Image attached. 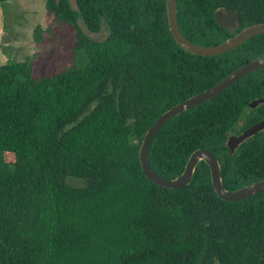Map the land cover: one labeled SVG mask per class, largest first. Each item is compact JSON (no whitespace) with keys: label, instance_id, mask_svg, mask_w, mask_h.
<instances>
[{"label":"trees","instance_id":"trees-1","mask_svg":"<svg viewBox=\"0 0 264 264\" xmlns=\"http://www.w3.org/2000/svg\"><path fill=\"white\" fill-rule=\"evenodd\" d=\"M16 1L0 0L5 14ZM75 1L77 10L47 0L76 31L73 66L47 76L36 59L0 66V264H264V193L220 199L205 163L188 188L166 189L140 162L157 119L264 56V35L201 57L177 43L167 0ZM177 3L182 32L202 46L234 36L216 23L221 10H237L243 29L264 23V0ZM79 20L106 38L92 40ZM14 41L4 37V55ZM261 98L264 69L173 119L152 145V168L175 179L209 149L228 190L263 181L264 131L233 156L227 147L264 120V105L250 108Z\"/></svg>","mask_w":264,"mask_h":264},{"label":"water","instance_id":"water-1","mask_svg":"<svg viewBox=\"0 0 264 264\" xmlns=\"http://www.w3.org/2000/svg\"><path fill=\"white\" fill-rule=\"evenodd\" d=\"M167 12L169 26L177 43L185 51L196 56H221L236 50L251 39L264 35V23L243 29L240 14L237 10H221L216 14V23L220 27L228 29L229 32L234 36L230 37L226 42L220 45L202 46L190 41L182 32L178 18L177 0H167ZM261 69H264V56L245 64L211 89L176 105L171 110L159 117L155 124L147 132L140 150V162L146 177L154 184L166 189H186L194 181L198 166L201 163H205L210 167L213 187L220 199L226 202L236 203L263 194L264 180L236 191L228 190L224 185L221 162L217 155L209 149H200L194 152L190 157L183 174L175 179H168L159 175L154 171L150 164V150L152 145L156 137L169 122L181 114L211 101L248 75L253 74ZM260 105H264V98L258 99L251 103L250 108L256 109ZM262 131H264V120L253 125L240 135L231 136L227 146L229 149V156H233L237 149L245 141Z\"/></svg>","mask_w":264,"mask_h":264},{"label":"rangeland","instance_id":"rangeland-1","mask_svg":"<svg viewBox=\"0 0 264 264\" xmlns=\"http://www.w3.org/2000/svg\"><path fill=\"white\" fill-rule=\"evenodd\" d=\"M71 2L77 10L76 1ZM79 24L92 40L103 41L106 38L105 33L93 34L88 31L82 20H79ZM37 32L40 40L36 38ZM8 35L16 38L12 44L14 52L4 55L0 48V66L7 65L10 60L22 63L36 59L41 76H47L70 68L80 58L76 52L75 29L55 20V16L47 9V0L12 2L8 4L6 14L0 6V46ZM244 124L245 117L239 127L242 128Z\"/></svg>","mask_w":264,"mask_h":264}]
</instances>
